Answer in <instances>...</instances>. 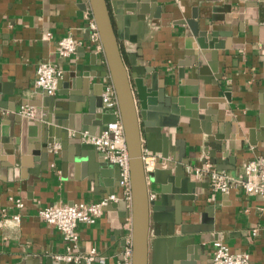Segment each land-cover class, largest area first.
Masks as SVG:
<instances>
[{
  "label": "crops",
  "instance_id": "obj_1",
  "mask_svg": "<svg viewBox=\"0 0 264 264\" xmlns=\"http://www.w3.org/2000/svg\"><path fill=\"white\" fill-rule=\"evenodd\" d=\"M108 1L112 12L113 3L126 9V0ZM143 2L144 33L131 47L137 64L145 68L141 78L146 126L155 151L143 148L161 155L156 164L162 183L150 182V196L160 185L173 188L179 163L185 169L200 165L211 161L210 152L217 159L211 161L215 167L238 176L245 162L264 154V0ZM86 7L87 0H0V208L7 212H0V264L81 262L54 257L65 251L66 242L56 227L38 216V208L97 201L118 190V167L108 166L111 163L95 147L68 143L42 159L30 133H19V125L16 133L8 123L10 106L17 113L22 106L33 107L30 103L41 92L34 87L35 70L42 61L63 70L62 86L55 92L59 110L72 109L98 122L109 79L103 74L101 42L90 37L93 18ZM67 33L80 44L64 58L57 41ZM201 193L200 200L183 199L178 205L173 192L166 193L169 197L159 209L163 217L176 216L181 206L195 208L181 212L187 229L182 233L180 224L175 225L173 236L179 240L169 241L163 234L154 243L156 237L149 233L148 264H212L217 239L234 252H248V264H264L260 196L240 189L215 192L208 181ZM14 198L23 201L20 209ZM17 211L19 222L11 216ZM122 212L117 200L112 201L93 223H79L75 252L85 255L95 249L105 264H126L116 251L126 229Z\"/></svg>",
  "mask_w": 264,
  "mask_h": 264
},
{
  "label": "water",
  "instance_id": "obj_2",
  "mask_svg": "<svg viewBox=\"0 0 264 264\" xmlns=\"http://www.w3.org/2000/svg\"><path fill=\"white\" fill-rule=\"evenodd\" d=\"M126 1L125 10L114 6L115 3H113L114 12L111 11L108 0H87L86 7V10L92 15L99 34L106 64L103 74L108 77L114 87L118 115L105 106L102 115L99 114L100 109L97 111L99 112L98 122L95 123L90 117L86 118L78 113H73L72 109L67 113H62L59 110L61 104L56 102L58 98L55 93L49 94L43 90L34 98V102H24V104L33 105V117L18 114L15 112V107L10 106L11 114L8 117V123L12 125L16 133L18 130H15L14 127L17 125H19V133L21 130L23 133H30L36 150H39L42 159H45L49 152L47 145L52 139H59L63 148L68 143H78L84 148L91 149L94 146L91 143H84L81 140L80 132L86 130L90 134H99L106 129L108 123L115 121L117 117L120 119L129 156L130 199L120 198L117 203L123 211L122 223L128 221L130 227L122 229V238L116 251L119 258L123 259L124 248L129 244L131 249L129 264H148L149 233L155 235L154 243L158 242L163 234L168 236L167 240L169 241L179 240L178 237L173 236L175 225L180 224L182 233L187 229V226L182 222L181 212H192L195 208L194 205L181 206V211L177 212L176 216L163 217L159 213V209L161 203H164L169 197L167 194L173 192L176 205L183 199L200 200L202 198L201 188L206 186L208 178L198 179L193 173H189L182 163H179L175 168L176 178L173 188L169 189L160 185L159 194H155L154 197L150 196V182H160L161 184L162 180L159 181L157 178L159 164H156L155 169L148 172L147 175L144 171L143 147L145 145L151 151H155V149L151 139L152 133L146 126L145 108L147 104L143 95L141 78L145 68L137 64V54L131 47L136 44L137 38L143 36L147 6L143 4L145 0ZM139 1H142V4ZM122 11L125 12L123 16H121ZM126 27H129L132 34H129ZM131 35H135V37ZM61 86L62 82L59 83L58 80L57 88L59 89ZM58 92L61 91L58 90ZM141 120L144 122L143 128H141ZM70 130H74V133L69 134ZM210 159L214 163L217 162L212 152H210ZM112 164L108 166L115 165ZM118 171H120L119 167ZM116 179L119 186L120 175ZM163 220H166L168 224L165 225ZM59 264L85 263L81 261L79 263L60 262Z\"/></svg>",
  "mask_w": 264,
  "mask_h": 264
},
{
  "label": "built area",
  "instance_id": "obj_3",
  "mask_svg": "<svg viewBox=\"0 0 264 264\" xmlns=\"http://www.w3.org/2000/svg\"><path fill=\"white\" fill-rule=\"evenodd\" d=\"M90 37L92 40H99V34L93 19L90 20ZM49 36V33H47ZM80 41L67 33L58 41V53L61 57H68L75 52ZM63 76V70L56 63L50 61L39 62L35 70L34 87L45 90L49 94H54L57 90L58 80ZM103 104L118 115L117 98L113 85L108 81L102 90ZM19 114L33 117L34 107L22 106ZM70 130L69 134H73ZM81 140L91 143L95 149L109 162L117 165L120 169L119 186L116 192L100 198L97 201H76L72 203H53L38 208V216L46 223L56 227L62 238L66 242L65 251L57 253L54 257L64 261H84L85 264H105V258L99 255L95 249H91L88 254L79 255L75 252L79 234L77 226L79 223H93L103 213V209L112 201L119 198L130 199V173L129 156L124 138V130L120 119L107 124L106 129L99 134H90L84 130L80 132ZM48 151L57 154L61 148L59 139H52L48 145ZM143 166L145 174L152 171L161 155L155 154L143 148ZM187 171L197 177H207L210 188L215 192L229 193L234 189H240L246 194H257L264 203V154L249 159L243 165L242 171L238 176H231L226 171L220 170L209 161L205 160L200 165H189ZM15 207L21 208L23 201L21 198H14ZM0 212L6 215V209L0 208ZM12 219L20 221L19 211L13 213ZM126 229L130 223L125 222ZM257 229H253V234ZM131 249L129 244L124 248V260L126 264L130 262ZM248 252H234L221 239L213 241L212 244V264H248Z\"/></svg>",
  "mask_w": 264,
  "mask_h": 264
}]
</instances>
